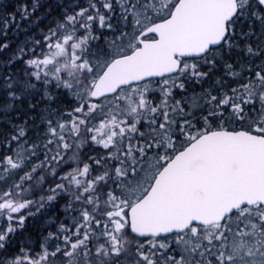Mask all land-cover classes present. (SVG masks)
<instances>
[{
	"label": "snow or ice",
	"instance_id": "1",
	"mask_svg": "<svg viewBox=\"0 0 264 264\" xmlns=\"http://www.w3.org/2000/svg\"><path fill=\"white\" fill-rule=\"evenodd\" d=\"M0 264H264V0H0Z\"/></svg>",
	"mask_w": 264,
	"mask_h": 264
}]
</instances>
